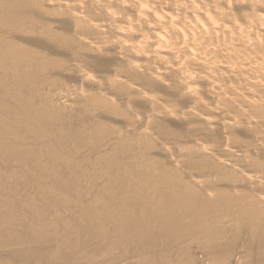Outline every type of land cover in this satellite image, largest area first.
Masks as SVG:
<instances>
[{
    "label": "bare ground",
    "instance_id": "6f19581e",
    "mask_svg": "<svg viewBox=\"0 0 264 264\" xmlns=\"http://www.w3.org/2000/svg\"><path fill=\"white\" fill-rule=\"evenodd\" d=\"M259 5L264 0H0V50L11 62H56L92 87L90 99L136 115H111L103 130H116L118 142H106L99 155L113 158L140 137L161 156L125 170L118 196L106 200L114 219L94 228L104 235L109 264H264ZM50 20L57 26H46ZM74 50L78 63L67 55ZM97 55L101 69L80 64ZM69 95L55 99L68 104ZM129 100L143 106L130 110ZM156 120L178 124L170 140H160ZM0 202L7 235L17 211ZM121 247L131 253L116 256Z\"/></svg>",
    "mask_w": 264,
    "mask_h": 264
},
{
    "label": "rangeland",
    "instance_id": "374dc122",
    "mask_svg": "<svg viewBox=\"0 0 264 264\" xmlns=\"http://www.w3.org/2000/svg\"><path fill=\"white\" fill-rule=\"evenodd\" d=\"M258 10L264 11V6L259 5ZM49 12L55 14L53 10ZM45 25L54 28L57 22L50 20ZM28 45L35 52L43 50L41 46ZM77 54V50L67 53L75 63ZM80 64L95 71L101 69L103 62L97 55L85 57ZM74 85L78 91L73 92ZM91 89L64 73L56 62L38 63L34 59L20 66L0 50V197L10 202L8 208L17 206H11L17 212L13 210L15 220H8V234L0 233V260L4 264L110 263L104 235L94 228L98 222L102 227L107 224L106 219H114L109 216L112 208L106 200L118 196L121 182L127 178L125 170H135L137 162L161 156L147 148L140 137L124 144L113 158L99 155L106 142H118L116 130H103L105 124H112L111 115L124 114L132 120L137 117L133 112L120 113L113 106L90 99L87 93ZM52 93H68L71 102L57 103V95ZM128 105L130 110L143 106L131 100ZM151 127L160 140H170L178 124L156 120ZM119 128L121 133L128 132L124 124ZM9 136L15 139H7ZM46 139L49 141L44 143ZM36 141L35 145L41 147L33 148ZM176 146L173 147L179 149ZM172 158L177 159L176 155ZM8 208L4 206L5 210ZM32 229L34 233L29 232ZM128 231L126 227L122 234ZM113 253L125 256L131 252L121 247Z\"/></svg>",
    "mask_w": 264,
    "mask_h": 264
}]
</instances>
